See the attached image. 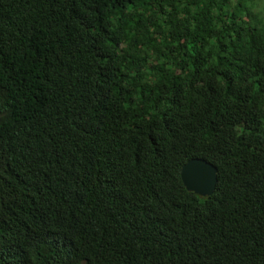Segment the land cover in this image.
<instances>
[{"label":"trees","instance_id":"trees-1","mask_svg":"<svg viewBox=\"0 0 264 264\" xmlns=\"http://www.w3.org/2000/svg\"><path fill=\"white\" fill-rule=\"evenodd\" d=\"M0 264H264V0H0Z\"/></svg>","mask_w":264,"mask_h":264},{"label":"water","instance_id":"water-1","mask_svg":"<svg viewBox=\"0 0 264 264\" xmlns=\"http://www.w3.org/2000/svg\"><path fill=\"white\" fill-rule=\"evenodd\" d=\"M179 177L186 190L199 196H207L214 188L216 170L203 159L190 158L181 165Z\"/></svg>","mask_w":264,"mask_h":264}]
</instances>
